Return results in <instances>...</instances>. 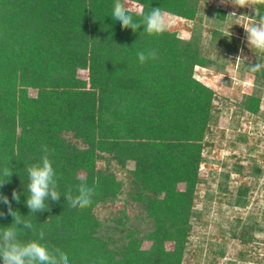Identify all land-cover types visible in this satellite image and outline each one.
Here are the masks:
<instances>
[{"label":"trees","instance_id":"16d2710c","mask_svg":"<svg viewBox=\"0 0 264 264\" xmlns=\"http://www.w3.org/2000/svg\"><path fill=\"white\" fill-rule=\"evenodd\" d=\"M134 1L144 14L160 8L193 18L196 12L191 0ZM115 2L0 0V173L12 170L0 194L45 232L42 243L67 253L69 264H182L194 222L207 210L197 209L194 199L212 121V90L193 78L192 69L210 61L198 44L183 42L174 32L150 36L143 27L121 28L112 18ZM129 13L134 21L142 19ZM148 50L156 51V59L141 63L137 53ZM79 70H87V79ZM248 99L246 108L255 111L258 99ZM69 131L84 147L63 135ZM45 145L53 153L61 196L59 202L47 201L49 211L32 214L26 205L27 167L41 162ZM98 149L122 166L134 163L128 198L143 204L152 225L141 237L129 232L118 243L96 233L93 203L114 198L120 188L113 173L90 169ZM81 168L87 174L78 179L72 170ZM82 182L94 186L93 202L72 208L63 194L71 189L76 195ZM248 190L239 188L233 204L247 205ZM0 212L5 213L2 231L13 217L2 202ZM253 228L239 221L233 235L248 242ZM37 238L29 230L19 237L22 242ZM143 238L150 240L149 247H142Z\"/></svg>","mask_w":264,"mask_h":264},{"label":"rangeland","instance_id":"374dc122","mask_svg":"<svg viewBox=\"0 0 264 264\" xmlns=\"http://www.w3.org/2000/svg\"><path fill=\"white\" fill-rule=\"evenodd\" d=\"M122 2L131 12L142 10L138 1ZM191 3L196 9L193 18L162 11L169 22L167 31L174 32L183 42L198 44L210 61L192 69L193 78L212 90V121L201 152V181L194 199L197 209L207 210L194 222L182 264H264V53L248 46L244 28L264 22V9L263 18L258 16L264 3L252 7H241L239 0ZM255 64L262 67L252 71ZM78 75L87 79V70H79ZM29 91L34 94L32 89ZM248 97L258 99L257 106H252L255 111L246 108L251 105ZM63 135L77 148L84 147L70 131ZM95 154L90 169L113 173L120 182L114 198L96 200L91 207L97 221L96 233L118 243L129 232L141 237L152 225L143 204L128 198L129 172L134 163L130 160L122 166L99 149ZM255 167L262 168V172L253 173ZM72 171L80 178L87 174L86 168ZM244 186L249 188L248 204L239 207L233 201L237 190ZM239 221L243 225L254 224L248 242L233 235ZM150 244L143 238V248ZM165 245L170 248L172 242Z\"/></svg>","mask_w":264,"mask_h":264},{"label":"clouds","instance_id":"9594fccd","mask_svg":"<svg viewBox=\"0 0 264 264\" xmlns=\"http://www.w3.org/2000/svg\"><path fill=\"white\" fill-rule=\"evenodd\" d=\"M264 3V0H239L241 7H252V4ZM142 17L140 21H134L133 16L125 7L122 0H116L113 6L112 18L119 21L121 28L131 29L133 32L143 27L145 33L150 36H158L169 27V22L160 8H152L150 12L139 13ZM247 34L248 46L256 49L257 52L264 53V22L256 23L244 27ZM138 59L144 63L148 59H156V51L148 50L137 53ZM237 60L240 58L237 57ZM262 66L255 64L251 66L252 71H257ZM43 156L41 162L27 167L29 183L27 185L26 205L30 213L45 212L50 210L47 201L59 202L61 193L57 190V177L53 168L50 156L53 154L48 147L42 146ZM12 170L5 167L0 173V187L10 182ZM80 179V177H78ZM94 186H89L82 182L76 189V195L71 189L64 193V197L72 208H86L91 206L95 195ZM12 198L19 203L20 196L13 190ZM0 202L7 205L8 214L13 217L10 226L3 227L0 231V260L2 264H69L67 253L55 246H49L41 241L45 238V232L41 229L37 231L31 221L26 220L18 211L13 210L11 201L7 196L0 194ZM5 213L0 212V216ZM25 230H29L37 239L22 242L19 237Z\"/></svg>","mask_w":264,"mask_h":264}]
</instances>
